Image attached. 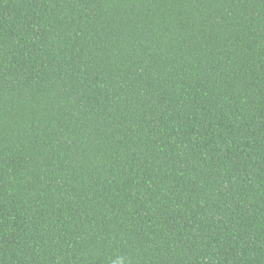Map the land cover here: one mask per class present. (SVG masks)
<instances>
[{
  "label": "trees",
  "instance_id": "obj_1",
  "mask_svg": "<svg viewBox=\"0 0 264 264\" xmlns=\"http://www.w3.org/2000/svg\"><path fill=\"white\" fill-rule=\"evenodd\" d=\"M0 264H264V0H0Z\"/></svg>",
  "mask_w": 264,
  "mask_h": 264
}]
</instances>
